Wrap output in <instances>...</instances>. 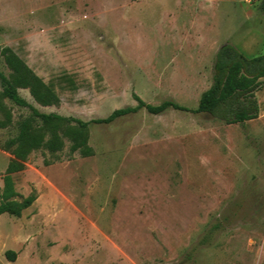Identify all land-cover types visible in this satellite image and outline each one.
I'll use <instances>...</instances> for the list:
<instances>
[{
    "label": "rangeland",
    "instance_id": "obj_1",
    "mask_svg": "<svg viewBox=\"0 0 264 264\" xmlns=\"http://www.w3.org/2000/svg\"><path fill=\"white\" fill-rule=\"evenodd\" d=\"M262 0H0L10 47L59 95L42 113L83 121L135 107L134 95L191 110L213 83L225 44L264 54ZM0 71L10 74L0 54ZM259 116L145 109L89 127V156L30 154L14 175L20 217L0 215V264H264V79ZM0 129V195L30 109ZM64 136L63 129H58ZM7 253L15 255L11 261Z\"/></svg>",
    "mask_w": 264,
    "mask_h": 264
},
{
    "label": "trees",
    "instance_id": "obj_2",
    "mask_svg": "<svg viewBox=\"0 0 264 264\" xmlns=\"http://www.w3.org/2000/svg\"><path fill=\"white\" fill-rule=\"evenodd\" d=\"M261 9L264 11V0ZM0 54L10 70L8 76L0 71V129L8 128L13 123V115L6 100L31 111L29 117L18 122L17 135L1 146L12 157L3 177L0 215L20 217L23 211L36 201L37 195L34 192L18 200L19 193L14 184V175L25 169L32 152L45 150L56 155L65 147L66 137L70 141V152L89 156L92 154L88 145L89 127L92 124L108 125L141 109L154 115L162 114L169 109L207 113L226 124L245 123L259 116L260 109L255 92L263 83L261 80L264 78V54L247 56L231 44H225L218 50L213 83L201 95L196 109L191 110L172 100L152 105L134 95L138 102L137 106L117 109L106 118L88 122L57 113L40 112L19 94V89H28L35 102L41 106L60 105L59 95L10 47L0 48ZM58 129L64 130V136ZM10 254L7 253L9 260H15L14 253Z\"/></svg>",
    "mask_w": 264,
    "mask_h": 264
},
{
    "label": "crops",
    "instance_id": "obj_3",
    "mask_svg": "<svg viewBox=\"0 0 264 264\" xmlns=\"http://www.w3.org/2000/svg\"><path fill=\"white\" fill-rule=\"evenodd\" d=\"M236 47V46H235ZM236 48H238V47H236ZM240 51H242L240 48H238ZM243 52V51H242ZM244 53V52H243ZM245 54V53H244ZM264 79V78H263Z\"/></svg>",
    "mask_w": 264,
    "mask_h": 264
}]
</instances>
